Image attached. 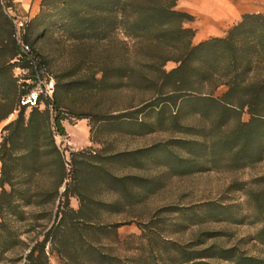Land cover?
Listing matches in <instances>:
<instances>
[{"label": "trees", "instance_id": "obj_1", "mask_svg": "<svg viewBox=\"0 0 264 264\" xmlns=\"http://www.w3.org/2000/svg\"><path fill=\"white\" fill-rule=\"evenodd\" d=\"M176 1L41 0L23 37L54 90L28 107L25 79L35 73L17 55L15 2L0 0V122L15 113L0 132V264H49L51 255L59 264H264L215 245L175 248L164 261L162 248L145 252L136 242L142 234L122 237L128 222L111 220L160 186L157 178L117 176L111 166L149 161L187 176L264 159V14H243L221 38L193 45L184 27L193 18L175 10ZM53 34L64 55L55 71L37 50ZM15 67L26 70L23 81ZM67 118H86L89 140L102 145L104 133L179 137L135 150L82 148L65 160L55 137L66 135ZM252 184L245 195L262 213L264 175Z\"/></svg>", "mask_w": 264, "mask_h": 264}, {"label": "rangeland", "instance_id": "obj_2", "mask_svg": "<svg viewBox=\"0 0 264 264\" xmlns=\"http://www.w3.org/2000/svg\"><path fill=\"white\" fill-rule=\"evenodd\" d=\"M252 5L263 7L259 3ZM262 9L260 13L264 14ZM58 37L53 34L52 38L37 45L40 54L48 55L51 71L61 67L64 60V55L56 49ZM172 66L170 63L165 68L170 70ZM222 91L217 90L215 95L219 96ZM13 117L15 113L0 122V132ZM63 124L66 135L56 136L55 141L63 151L65 160H68L70 151L82 148L97 150L105 146L107 151L114 152L135 150L179 137L160 130L139 136L104 133L100 135L104 141L102 145L89 140L86 118H67ZM110 168L117 176L142 175L157 178L160 183L147 199L125 207L123 214L111 218L128 222L118 229L122 237L132 233L142 234L136 242L145 252L151 247H160L163 251L161 257L166 261L175 248L190 253L215 245L225 250L234 248L245 257L264 261V238L261 239L264 212L257 213L245 195L247 189H254L252 181L264 175V159L240 170L208 169L187 176H169L163 166L149 161L140 167L118 165ZM102 196L108 199L111 195L104 193ZM71 203L76 206L77 200L73 198ZM219 206L227 208V211L222 212ZM49 261V264L58 263L54 255L50 256ZM206 262L229 264L215 259Z\"/></svg>", "mask_w": 264, "mask_h": 264}, {"label": "crops", "instance_id": "obj_3", "mask_svg": "<svg viewBox=\"0 0 264 264\" xmlns=\"http://www.w3.org/2000/svg\"><path fill=\"white\" fill-rule=\"evenodd\" d=\"M13 2L18 16L25 19L38 13L41 0H13ZM252 3L262 4L263 7H255ZM262 8H264V0H177L175 4V10L187 13L193 18L184 25L194 32L191 39L193 45L208 38H221L230 26L239 21L241 15L260 13ZM245 118L242 117L246 120Z\"/></svg>", "mask_w": 264, "mask_h": 264}, {"label": "built area", "instance_id": "obj_4", "mask_svg": "<svg viewBox=\"0 0 264 264\" xmlns=\"http://www.w3.org/2000/svg\"><path fill=\"white\" fill-rule=\"evenodd\" d=\"M12 20L14 24V37L17 45V55L19 59L29 60L33 72L35 73L33 78L25 79L26 84L28 83L30 86L27 94L21 99V104L28 105L29 107L35 104L39 96H50L52 94L54 90V78L42 67L37 54L34 53L30 44L24 41L23 35L25 33V23L27 19L13 12ZM14 73L20 81H23L24 76L27 74L25 69L19 67L14 68Z\"/></svg>", "mask_w": 264, "mask_h": 264}]
</instances>
